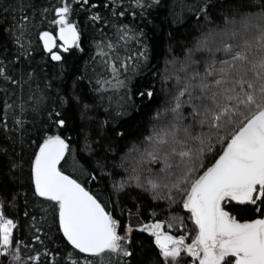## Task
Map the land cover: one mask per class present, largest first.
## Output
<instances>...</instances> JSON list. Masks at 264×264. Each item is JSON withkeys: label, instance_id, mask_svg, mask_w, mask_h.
<instances>
[{"label": "snow or ice", "instance_id": "1", "mask_svg": "<svg viewBox=\"0 0 264 264\" xmlns=\"http://www.w3.org/2000/svg\"><path fill=\"white\" fill-rule=\"evenodd\" d=\"M161 13L196 24L149 68L146 33L121 18ZM86 28L94 54L65 90L62 53L84 52ZM74 106L107 117L82 146ZM111 137L128 138L119 162ZM0 264H264V0H0Z\"/></svg>", "mask_w": 264, "mask_h": 264}, {"label": "trees", "instance_id": "2", "mask_svg": "<svg viewBox=\"0 0 264 264\" xmlns=\"http://www.w3.org/2000/svg\"><path fill=\"white\" fill-rule=\"evenodd\" d=\"M103 11L105 14H107V10H103ZM121 20L124 23L138 24L140 28L143 29V31L146 33V40L150 45V49H151L150 56L152 57L148 64L149 68H152L153 66H156L157 68L163 67L164 58L166 55H168L167 47L169 44L173 45V52L177 57L182 56L183 53H182V49L180 48V45L184 44L187 40H190L191 38L189 35L190 29H192V26L196 24V21L193 20L191 25H189L188 27H179L175 24L169 26L168 21L164 19L163 13H161L159 16L153 15L149 17L148 20H144V21L133 18L130 15L127 17V19L121 18ZM105 30L106 31L108 30L107 27L105 28ZM169 33H171L175 37L174 40L169 39ZM195 34H196L195 30L193 29L192 35ZM98 38H99V33L90 31L89 29L86 28L85 33L82 36V47L84 48V52H80L78 49H73L70 53H62L67 60V64L65 65L64 81L62 85L65 90L70 89L72 87L73 81L76 80L77 77L83 75L85 63L89 62L90 57L94 54L93 41L94 39H98ZM37 59H39V57H37ZM158 60L160 61L159 64H157ZM50 64L58 67L57 62L50 61ZM48 71L50 74L54 75L55 67H49ZM143 75H146V73H144ZM141 83H143L142 76H136L133 80V85L135 86ZM90 88L91 85H89L86 80L79 84V89L83 94V98L91 104L93 103V100L90 99L92 95V93L89 91ZM137 104H140L139 98H137ZM88 115L93 117L91 122L81 119L80 110L78 107L74 106L69 111V116L71 117V127L69 129V135L71 136V140H70L71 144L75 145L76 142L79 140V143L82 146L83 136H84L83 130L87 127H91L93 129V134H94L95 129L99 126L100 122L107 118L104 109L101 107L93 108V110L89 112ZM150 115H151L150 112H148L144 108H141L140 112L135 114L132 120L127 121L123 125V128L125 130H128L131 127L132 134H135L137 129L143 131L147 127L148 124L147 118ZM127 139H128L127 137L125 138V140H120L115 137H111V146L115 149V152L108 154L107 159L109 161L115 160L119 162L120 156L125 150L124 145ZM80 163L84 164V160H81ZM69 174L81 178L79 177L78 173H72L71 170H69ZM99 175L100 174L98 173V176ZM101 183H107V181L104 180L103 177H101L99 182L90 181L86 186L90 187L92 190L95 191L98 188H100ZM129 207H131V205H129ZM186 211L187 210L180 211L179 209H177L178 214L182 216L185 215ZM33 214H38V213L34 211ZM149 218H150L149 215H143V219L145 222ZM159 218H163V216H160ZM133 223L134 224L137 223L135 218H133ZM191 227H192L191 223H188V228ZM178 231L182 233L183 230L173 229L174 234H178ZM133 235L137 238L138 242L144 241L146 246L148 243H150L149 234L142 232L138 228L133 233ZM45 242L48 243L47 241ZM55 243L60 244L61 240L55 239ZM48 246L50 248L53 247L52 244H49Z\"/></svg>", "mask_w": 264, "mask_h": 264}, {"label": "rangeland", "instance_id": "3", "mask_svg": "<svg viewBox=\"0 0 264 264\" xmlns=\"http://www.w3.org/2000/svg\"><path fill=\"white\" fill-rule=\"evenodd\" d=\"M174 234V233H173Z\"/></svg>", "mask_w": 264, "mask_h": 264}]
</instances>
